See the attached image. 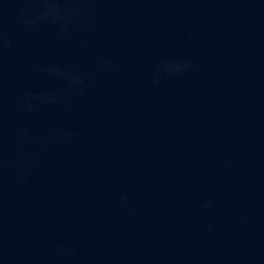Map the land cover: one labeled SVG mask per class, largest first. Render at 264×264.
<instances>
[{
  "label": "clouds",
  "instance_id": "obj_1",
  "mask_svg": "<svg viewBox=\"0 0 264 264\" xmlns=\"http://www.w3.org/2000/svg\"><path fill=\"white\" fill-rule=\"evenodd\" d=\"M52 9H45L44 12L42 13V15H51L52 14Z\"/></svg>",
  "mask_w": 264,
  "mask_h": 264
}]
</instances>
